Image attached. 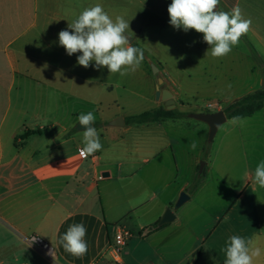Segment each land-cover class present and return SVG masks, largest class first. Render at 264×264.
Listing matches in <instances>:
<instances>
[{
	"label": "crops",
	"instance_id": "1",
	"mask_svg": "<svg viewBox=\"0 0 264 264\" xmlns=\"http://www.w3.org/2000/svg\"><path fill=\"white\" fill-rule=\"evenodd\" d=\"M241 2L220 0L219 8L230 11ZM97 3L113 19L122 16L129 21L130 43L144 50L134 73L110 75L106 67L97 70L94 61L84 68L77 63L82 53L69 56L59 45L58 33ZM170 3L0 0V264H224L223 249L232 235L258 247L261 255L253 264H264V188L244 182L230 198L221 190L226 200L219 205H193L195 196L208 186L201 180L193 189L202 155H193L189 146L193 128L203 129L193 124L190 114L203 112L193 109L189 102L193 95L183 94L167 64L148 58L145 43L154 19L160 25L170 20ZM254 12L247 43L262 56L264 10L255 3ZM142 81L151 84L149 95L137 88ZM119 89L133 94L140 104L150 103L136 114L166 108L155 96L158 89L168 90L175 109L189 117L114 126L116 118L136 114L125 113L123 100L116 99L119 111L107 116L97 108V99ZM70 97L93 107L88 112L95 115L93 126L102 149L87 158L79 155L81 112L67 111L66 118L56 114L62 100ZM213 112L207 108L205 113ZM205 161L204 173L211 166L210 158ZM184 192L189 200L177 208ZM168 209L175 220L160 226ZM81 222L87 228L88 251L77 258L64 251L59 238L70 225ZM121 228L131 237L117 256L111 248ZM32 236L48 243L52 255L32 244Z\"/></svg>",
	"mask_w": 264,
	"mask_h": 264
},
{
	"label": "rangeland",
	"instance_id": "2",
	"mask_svg": "<svg viewBox=\"0 0 264 264\" xmlns=\"http://www.w3.org/2000/svg\"><path fill=\"white\" fill-rule=\"evenodd\" d=\"M255 3L258 9L264 10V0H242L240 6L244 17L251 18L253 24ZM159 22L154 19L145 33L147 56L153 62L167 64L177 77L183 94L193 95L189 102L193 109L198 107L197 112L205 113L208 104L219 105L216 110L208 111L224 110L234 101L264 87V52L262 56L259 55L263 61L261 66L251 54L248 35L241 38L229 55L215 59L210 54L206 55L210 47L207 43L200 45L203 39L201 33L176 29L170 25L169 20L162 25ZM186 73H190V77ZM150 86L149 82L142 81L137 88L149 95ZM116 99L123 100L124 112L127 114H136L151 106L150 103L140 104L133 94L119 89L100 95L97 108L111 116L119 111L114 103ZM60 108L62 111L60 109L56 114L64 118L67 111L84 113L93 107L87 101L70 97L62 100ZM229 121L220 127L213 142H209L208 125L193 119V124L201 125L204 129L193 128V140L198 144L193 155L201 153L199 167L201 162L206 163V159L210 158L211 161L205 173L200 175L199 170L197 172L196 181L203 180L208 186L193 199L195 206L223 203L226 197L223 198L220 191L223 190L224 194L228 191L230 198L244 182H253L255 167L264 160V109L241 119L235 125Z\"/></svg>",
	"mask_w": 264,
	"mask_h": 264
},
{
	"label": "clouds",
	"instance_id": "3",
	"mask_svg": "<svg viewBox=\"0 0 264 264\" xmlns=\"http://www.w3.org/2000/svg\"><path fill=\"white\" fill-rule=\"evenodd\" d=\"M219 4L220 0H171L167 8L170 25L185 32L201 33L203 41L210 46L206 55L215 59L229 55L252 25L251 18L244 17L239 4L230 11L221 10ZM128 30L129 21L122 16L113 19L97 3L84 8L67 29L61 30L58 42L69 56L82 53L77 57L78 65L88 68L94 61L97 70L106 67L110 75L118 73L124 77L137 71L144 60V50L130 43ZM77 120L86 129L82 132L83 147L79 149V155L87 158L102 149L99 132L93 126L95 115L91 111L81 113ZM238 122H241L240 117H232L229 121L233 125ZM189 146L194 151L197 141H190ZM253 183L264 188V160L255 167ZM86 235V226L82 222L74 223L59 238V244L66 253L82 258L88 251ZM249 245L250 241L239 235L230 236L223 249L224 264H253L261 251Z\"/></svg>",
	"mask_w": 264,
	"mask_h": 264
},
{
	"label": "trees",
	"instance_id": "4",
	"mask_svg": "<svg viewBox=\"0 0 264 264\" xmlns=\"http://www.w3.org/2000/svg\"><path fill=\"white\" fill-rule=\"evenodd\" d=\"M133 46L137 47V44L133 43ZM249 47L255 61L259 65L263 66L262 63L263 61L259 56L256 48L252 44H249ZM263 109H264V87L234 101L233 103L228 105L224 109V111L228 117V120H231L232 117H240L241 119L250 117ZM187 117H189V113L181 112L178 109L167 110L165 107H162L159 109L144 111L140 114L127 116L125 118V122L128 125L147 124V123L161 122L169 119H182ZM29 134L30 133H27L26 135ZM197 185L198 182H196L193 185V189L196 188ZM156 228H158V225L153 227L149 232H147V234L151 233ZM141 236H144V234L141 233Z\"/></svg>",
	"mask_w": 264,
	"mask_h": 264
},
{
	"label": "water",
	"instance_id": "5",
	"mask_svg": "<svg viewBox=\"0 0 264 264\" xmlns=\"http://www.w3.org/2000/svg\"><path fill=\"white\" fill-rule=\"evenodd\" d=\"M152 69L154 73L158 72V68L155 65H152ZM163 81L160 80V84H162ZM158 99H162L165 101L166 109L167 110H174L175 109V101L173 100V95L168 90H160L158 89L156 94ZM191 118L194 120L203 122L208 125L209 127V142H213L218 130L222 125H224L228 121V117L224 110L213 112V113H192L190 114ZM112 125L114 126H124L125 120L123 116H120L116 118ZM78 130H86L84 126L78 124L77 126ZM206 163L201 162L199 167V174L202 175L205 170ZM103 177H109V173H104ZM189 200V195L187 193H182L178 202L176 203V207H181L186 201ZM175 220V215L171 209H168L162 219L159 222L160 226L169 224Z\"/></svg>",
	"mask_w": 264,
	"mask_h": 264
},
{
	"label": "built area",
	"instance_id": "6",
	"mask_svg": "<svg viewBox=\"0 0 264 264\" xmlns=\"http://www.w3.org/2000/svg\"><path fill=\"white\" fill-rule=\"evenodd\" d=\"M218 107H219L218 104L207 105L208 109L216 110ZM76 144L80 145L79 141H76ZM130 237H131V233L129 231L122 228L119 229L115 237V243L111 248L112 252L117 256L120 255L123 252L124 247L127 245V241L129 240ZM29 241L32 244L38 246L41 249V251H43L46 255L48 256L52 255L53 253L52 247L48 243L44 242L40 237L32 236L30 237Z\"/></svg>",
	"mask_w": 264,
	"mask_h": 264
}]
</instances>
